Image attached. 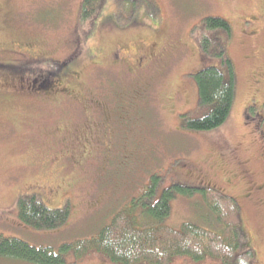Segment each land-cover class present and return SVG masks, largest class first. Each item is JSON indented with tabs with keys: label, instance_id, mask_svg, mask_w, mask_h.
Masks as SVG:
<instances>
[{
	"label": "rangeland",
	"instance_id": "rangeland-1",
	"mask_svg": "<svg viewBox=\"0 0 264 264\" xmlns=\"http://www.w3.org/2000/svg\"><path fill=\"white\" fill-rule=\"evenodd\" d=\"M83 2L12 0L0 24V49L41 44L56 60L53 69L57 61L77 57L70 68L81 71L84 93L103 97L101 102L125 121L121 134L111 152L94 150L86 157L84 106L74 101L56 109L32 95L30 81L24 79V85L0 67V236L60 254L64 245L96 236L146 189L155 186L161 195L181 183L198 191L173 201L168 226L215 225L200 190L217 188L241 206L240 251H253V264H264V0H109L87 24L81 22ZM207 18L231 25L228 56L236 89L227 122L202 133L185 127L187 120L204 115L193 76L209 67L225 72L219 60L203 58ZM175 45L177 52L160 70L158 61ZM15 58L20 56L0 53V63ZM63 126H68L64 133H55ZM195 178L206 181L188 182ZM33 195L49 209L69 207L68 223L42 232L25 226L18 204ZM66 264L112 263L91 253L81 260L66 254ZM173 264L223 263L178 258Z\"/></svg>",
	"mask_w": 264,
	"mask_h": 264
},
{
	"label": "trees",
	"instance_id": "trees-1",
	"mask_svg": "<svg viewBox=\"0 0 264 264\" xmlns=\"http://www.w3.org/2000/svg\"><path fill=\"white\" fill-rule=\"evenodd\" d=\"M108 1L84 0L81 22L94 23ZM4 20L0 19V23ZM203 22L206 29L201 40L203 58L209 63L219 60L225 72L217 67H209L193 76L204 115L199 119L187 120L185 127L188 131L202 133L216 131L227 122L236 89L235 70L228 56V45L233 37L231 25L220 18H207ZM43 67L50 69L49 66ZM37 70L43 78V70ZM70 70L81 73L76 68ZM102 98L98 97L96 101L101 102ZM250 112L253 113V108ZM248 117L251 119L250 115ZM180 184L164 190L161 195L156 192L155 186L146 189L149 193L145 192L133 200L131 207L128 203L121 208L96 236L66 244L60 254L51 248H36L18 238L0 236V260L24 264H66V254L81 260L86 255L98 253L112 264H173L178 258L196 263L213 258L223 264H253L254 252L240 251L241 206L235 198L217 188L200 190L214 216L215 225L211 223L210 228H206L184 223L180 230L167 225L173 201L178 197H193L198 191ZM18 214L20 221L35 231H54L68 223L70 209H49L41 197L33 195L20 199Z\"/></svg>",
	"mask_w": 264,
	"mask_h": 264
},
{
	"label": "flooded vegetation",
	"instance_id": "flooded-vegetation-1",
	"mask_svg": "<svg viewBox=\"0 0 264 264\" xmlns=\"http://www.w3.org/2000/svg\"><path fill=\"white\" fill-rule=\"evenodd\" d=\"M11 1L12 0H0V19H5V17H7L6 13L9 10ZM18 47L20 51L16 50L17 48L14 43L1 47V54H9L12 52L18 54L20 58L4 59L0 63V67L9 68L13 74H9L8 76H13L24 85V79L30 81L28 89L32 95L50 101L48 104L54 106L56 109L69 107L68 103L71 104V102L78 101V103L84 106L87 116L85 123H83L86 137L82 139L81 151L85 153L86 157L88 156V152L90 153L94 150L97 152L103 149V151L111 152L115 147L116 135L121 134L123 123L114 115V112L108 106L96 101L93 95V97H89L84 93L83 85L85 81L82 73L70 70V65L74 58L68 57L64 61H57L56 67L53 69L50 64L54 62L55 59L47 53L43 45L22 42ZM177 50L178 48L175 45L169 53H167L168 50L166 51L167 54L158 61L160 70L167 67L166 62ZM43 66H49L50 69H47L49 71ZM37 69H42V75H47V78L45 77L44 79L40 77ZM53 70L54 72H52ZM24 75L31 79H27ZM48 76L50 77L48 78ZM0 77H4V75ZM141 93L144 95L143 92ZM67 127L68 126L58 127L55 133H64ZM98 145L99 149L96 148ZM188 175L190 176L191 172H189ZM205 181L206 180L200 178H195L190 179L188 182L202 186ZM185 182L187 181L185 180Z\"/></svg>",
	"mask_w": 264,
	"mask_h": 264
}]
</instances>
